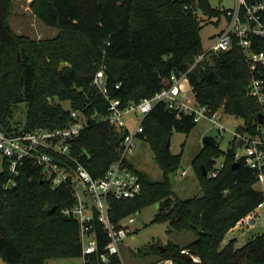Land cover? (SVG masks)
<instances>
[{"label":"trees","instance_id":"obj_1","mask_svg":"<svg viewBox=\"0 0 264 264\" xmlns=\"http://www.w3.org/2000/svg\"><path fill=\"white\" fill-rule=\"evenodd\" d=\"M11 6L12 0H0V128L6 132L22 123L15 118L22 102L26 103L25 129L62 127L70 120V109L81 110L88 117L106 115L107 103L92 84L102 64L108 92L122 103L153 96L169 85L172 74L186 71L204 50L198 11L214 17L225 10L213 7L210 0H37L33 6L38 17L59 28L60 34L35 41L11 29ZM253 41L256 50L264 49V39ZM203 66L188 73L196 101L213 110L222 104L225 113L243 119L239 129L253 132L263 107L246 92L249 70L241 48L232 43L227 51L211 54ZM55 99L68 101L69 107ZM195 125L192 115L178 117L163 102L154 106L143 120L140 137L150 144L163 177L151 180L137 168L141 195L112 199L110 217L120 221L156 202L159 211L153 221L196 234L185 245L174 241L152 245L150 252L159 256L157 262L238 264L236 258L244 253L246 264H264V232L240 247H234V241L222 245L227 231L264 199L250 169L242 163L233 169L234 147L225 152L223 167L215 176L202 171L216 167V158L223 152L218 143L205 144L195 156L200 195L180 198L170 185L169 175L179 169L181 154H172L167 140L174 130L189 133ZM124 133L108 121L91 119L74 141V151H81L80 159L94 177L103 176L118 157ZM3 165L0 256L6 264H45L53 258L82 256L79 225L62 212L74 204L71 190L52 186L29 163L21 167L15 186L4 187L8 171ZM52 207L55 210L50 212ZM97 232L99 252L86 257L84 264H120L117 255L108 262L100 260L108 238L100 225Z\"/></svg>","mask_w":264,"mask_h":264},{"label":"built area","instance_id":"obj_2","mask_svg":"<svg viewBox=\"0 0 264 264\" xmlns=\"http://www.w3.org/2000/svg\"><path fill=\"white\" fill-rule=\"evenodd\" d=\"M222 14L225 17V26L218 32L209 49L199 53L186 71L172 74L169 85L162 87L153 96L139 102L122 103L120 98L113 97L108 92L107 74L105 65L102 64L94 73L92 84L107 103L106 115L88 117L81 110L70 109V120L62 127L40 126L25 129V122L22 121L9 132L0 128V155L8 171V179L3 186H15L21 167L29 163L36 166L42 177L52 186L68 187L73 194L74 204L64 208L62 212L74 218L79 225L83 259L99 252L97 226L100 225L108 238L99 253L100 260L108 262L111 256L117 255L120 264H126L120 246L129 234L128 224L134 221V217L130 214L120 221H113L110 217L112 199H132L142 193L140 175L129 156L135 151L136 137H140L143 131L144 118L158 102L165 103L178 117L186 113L192 115L194 122L207 118L221 134L228 130L232 135V147L235 149L234 162L242 163L250 169L256 178L255 187L264 191V49L256 50V44L252 42L254 38L264 39V0H236V5L225 9ZM232 43L241 48L248 65L249 80L246 92L263 107L260 111L263 114V122H259L253 132L239 128L227 129L220 122L219 110L200 104L194 94L182 91V82L188 79V73L193 68L203 66L211 54L227 51ZM129 113L140 114L132 131L128 130L123 120ZM91 119L108 121L125 131L117 147L118 157L100 177H94L83 164L80 159L81 151H74V141L80 137ZM236 148H241L242 151ZM222 167L223 163L216 166L210 176L217 175ZM184 174L186 170L180 172V175ZM258 208L264 209V199L255 210ZM255 210L243 217L238 224L250 225ZM164 264H167V260Z\"/></svg>","mask_w":264,"mask_h":264},{"label":"rangeland","instance_id":"obj_3","mask_svg":"<svg viewBox=\"0 0 264 264\" xmlns=\"http://www.w3.org/2000/svg\"><path fill=\"white\" fill-rule=\"evenodd\" d=\"M35 1L37 0H12L8 17L11 29L17 35L25 36L35 41L48 40L59 36V28L45 24L38 17L33 6ZM210 4L213 7L227 9L233 8L236 5V0H210ZM198 15L202 25L200 31L202 46L204 50H207L212 45L218 32L225 26V17L224 14L209 17L203 14L202 11H198ZM206 61L208 60L206 59ZM182 91L193 95L189 79H185L182 82ZM55 100L58 101L57 99ZM59 103L65 108L69 107L68 101H60ZM217 110L220 111V122L227 129L236 130L243 124L242 118L225 113L222 104ZM25 112L26 103L22 102L18 105L15 118L24 121ZM139 116V113H129L123 117L129 131L135 128ZM207 135L213 136L219 148L223 151L216 158V166H219L224 162L225 152L232 146V135L228 130L221 134L214 123L207 118H202L196 122V125L189 133L174 130L171 134L169 149L172 154H181V164L177 173L174 172L169 175V182L175 194L180 198H189L202 193L201 182L194 168L193 159L203 148V138ZM236 149L242 151L241 148ZM129 159L149 179H162L163 170L157 162L150 144L145 139L136 137L135 151L129 156ZM197 166L199 168V163H197ZM3 167L2 155H0V171ZM182 170H186V174L180 175ZM211 171H207L205 175L210 177ZM158 211V203L153 202L144 205L141 209L132 213L134 221L128 224L129 234L120 246L121 255L126 264H155L158 262L164 264L166 260L157 262L159 256L154 252H150L152 245L165 246L169 241L185 245L196 238V234L191 230H175L168 222L153 221ZM250 222L248 226L245 223H237L234 227L230 228L225 234L222 245L234 241V247H240L253 236L264 232V209H256ZM194 259L199 261L197 256ZM236 262L238 264H246L245 254H239ZM0 264H6L1 256ZM45 264H84V259L82 256L53 258L47 260ZM167 264L176 263L167 260Z\"/></svg>","mask_w":264,"mask_h":264},{"label":"water","instance_id":"obj_4","mask_svg":"<svg viewBox=\"0 0 264 264\" xmlns=\"http://www.w3.org/2000/svg\"><path fill=\"white\" fill-rule=\"evenodd\" d=\"M257 116H258L259 122L262 123L263 122V114H262V112H259ZM88 122H90V121L88 120ZM170 139L171 138H168L167 143H166V147H170ZM203 144L204 145L205 144L216 145L217 141H216V139L213 136L207 135V136H205L203 138ZM238 166H239V163H237V162H234L233 165H232L233 169H236ZM202 173L204 175L207 173L205 168H203ZM54 210H55V207H52L50 212H53ZM158 247L163 250V246H158Z\"/></svg>","mask_w":264,"mask_h":264}]
</instances>
